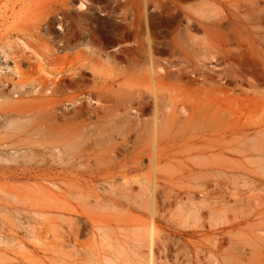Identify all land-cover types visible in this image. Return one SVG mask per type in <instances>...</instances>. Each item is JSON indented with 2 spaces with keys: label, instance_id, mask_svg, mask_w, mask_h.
Segmentation results:
<instances>
[{
  "label": "bare ground",
  "instance_id": "bare-ground-1",
  "mask_svg": "<svg viewBox=\"0 0 264 264\" xmlns=\"http://www.w3.org/2000/svg\"><path fill=\"white\" fill-rule=\"evenodd\" d=\"M0 52L29 65L0 94L18 95L33 178L59 191L34 189L37 206L61 209L76 182H104L115 205L149 182L150 260L179 209L201 264H264V0H0Z\"/></svg>",
  "mask_w": 264,
  "mask_h": 264
},
{
  "label": "rangeland",
  "instance_id": "rangeland-1",
  "mask_svg": "<svg viewBox=\"0 0 264 264\" xmlns=\"http://www.w3.org/2000/svg\"><path fill=\"white\" fill-rule=\"evenodd\" d=\"M60 32V27L52 24L47 33L43 32L46 35L43 39L58 41ZM22 41L25 40L17 37L10 41L13 51L25 47L26 41L23 44ZM13 61V56L6 59L0 52L1 82L11 78L16 80L21 73H29L28 63L21 61L20 68L15 71ZM57 68L53 66L52 70ZM7 88L12 90L10 85ZM9 92L5 95L10 97L0 94V264H201L196 258L195 247L189 241L201 238L184 233L192 229L194 221H188L191 225L184 221L179 209L176 210L175 225L168 222L169 213L163 212L164 218L159 220V230H156L161 252L158 255L155 251L150 260L148 250L142 247L153 227L148 206L145 205L149 199V182H132L134 190L125 187V198L118 199L115 205L106 201L114 196V192L104 182H76L73 195L61 197V204L64 205L61 209L48 211L37 206V193H32L34 189L49 187L54 193L59 191L50 182L34 179L33 173H30L29 170L39 163L41 156L16 147L22 135L16 128L23 127V122H17L9 107L17 101L18 95ZM12 117L17 125H13ZM144 165L147 167L148 162L145 161ZM148 171L145 169L144 173ZM227 176L224 182H244L240 177L231 181V177ZM249 180L247 178V182ZM57 186L64 188L62 182H58ZM26 192L27 200L23 198ZM96 192L101 195L100 200L96 198ZM103 215L108 216L106 220L110 225L103 223ZM71 230H79L77 238ZM67 235H70V242L61 238Z\"/></svg>",
  "mask_w": 264,
  "mask_h": 264
}]
</instances>
